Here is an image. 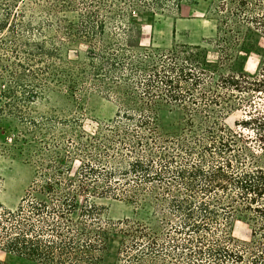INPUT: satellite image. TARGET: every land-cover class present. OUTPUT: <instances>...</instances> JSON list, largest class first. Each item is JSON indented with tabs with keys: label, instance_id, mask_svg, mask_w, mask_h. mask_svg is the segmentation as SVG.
<instances>
[{
	"label": "trees",
	"instance_id": "16d2710c",
	"mask_svg": "<svg viewBox=\"0 0 264 264\" xmlns=\"http://www.w3.org/2000/svg\"><path fill=\"white\" fill-rule=\"evenodd\" d=\"M170 1L135 3L161 8ZM174 1L171 4L176 3L179 9L180 0ZM217 10L218 63L208 62L205 50L199 46H181L157 56L138 54L133 51L138 48L136 26L125 22L107 31V20L98 11L81 15L76 23L58 21L57 32L63 34L65 42L88 46L89 62L85 66L94 79L110 84L108 96L113 97L112 87L118 88L116 118L132 121L137 116L138 130L130 134L114 126L115 133L125 136L118 140L119 144H71L73 148L40 153L36 180L18 207L10 210L0 205V251L34 264H100L107 252L110 224L92 200L129 198L137 204L153 194L155 203L166 202L169 218L157 212L163 216L160 231L124 220L119 252L122 264H264V167L240 162L239 168L238 161L233 163L230 159L207 163L204 158L196 162L182 158L178 162L179 154L174 151L190 154L194 153L193 148L188 150L187 144H180L185 137H164L155 126L157 109L167 105L187 109L186 103L195 101L190 87L205 84L206 77L211 78L217 68L231 60L232 48L239 42V25L264 38V0H221ZM11 43L16 45L15 41ZM24 46H33L37 54L29 50L23 61L37 58L42 63L44 56L55 57L46 53L44 42ZM58 49L53 47L51 53L59 52ZM12 53L20 59L16 50ZM15 67L21 71H13V88L0 89V104L2 99L6 100L3 107L8 108L11 117L21 114L20 105L25 102L18 96L17 87L30 93L31 98L47 87L41 83L29 89L20 81L21 75L36 79V74L31 69L27 70L29 75L22 72L26 68L21 62H16ZM66 77L73 81L70 74ZM214 85L222 92L210 99L216 106L233 93L264 95V59L255 75L220 74ZM72 92L76 91L72 88ZM130 105L138 106L139 112L127 109ZM246 116L240 126L259 135L264 144V114L247 112ZM48 121L42 118L39 125ZM209 136L207 155L222 157L225 152L234 151V136ZM125 139L133 144L124 143ZM85 155L95 160H78V166L73 164L76 157L83 159ZM240 218L250 221L252 227L249 240L237 243L229 229L230 223Z\"/></svg>",
	"mask_w": 264,
	"mask_h": 264
},
{
	"label": "rangeland",
	"instance_id": "374dc122",
	"mask_svg": "<svg viewBox=\"0 0 264 264\" xmlns=\"http://www.w3.org/2000/svg\"><path fill=\"white\" fill-rule=\"evenodd\" d=\"M172 1L157 8L135 3V0H0V89L7 91L15 85L13 71H21L15 67L16 62L23 64L26 71L22 72L25 74L29 75L28 69L36 74V79L21 75L20 81L27 84L29 89L41 83L47 86L36 98H31L30 93L26 94L17 87L18 96L25 102L20 105L21 114L15 117H11L8 108L3 107L6 100H1L0 205L10 210L18 207L36 180L40 153L52 154L59 152L58 148L67 146L73 148L71 144H119L118 140H123L125 136L122 132L120 135L115 133L114 126L130 134L138 130L137 116L132 121L116 118L119 111L118 88L112 87L113 97L108 96L110 84L94 79L89 67L85 66L89 62L86 56L88 46L81 42H65L63 34L57 32L60 19L76 23L81 15L98 11L107 20V31L125 22L136 26L138 35L135 44L138 48L133 51L138 54L157 56L181 46H199L205 50L208 62L218 63L220 53L215 47V40L219 35L220 15L217 9L221 0H180L179 9L176 3L171 4ZM239 32V42L232 48L231 60L217 68L211 78L206 77L205 84L197 88L190 87L194 103H186L187 109L168 105L157 109L155 126L159 133L169 138L185 137V141L180 144H187L188 150L193 148L194 153L190 154H185L184 150L174 151L179 154L178 162L182 158L193 162L204 158L207 163L230 159L233 163L238 161L239 168L244 164L264 167V150L261 149L264 144L260 142L259 135L240 126L247 118V112L264 114V95L244 96L233 93L225 101L220 100L219 106L210 102L214 94L222 93L214 85L220 74L243 72L253 76L261 67L264 38L243 25H239ZM32 42H44L46 53L55 57L44 56L42 63L37 62V58L31 59V62L23 61L29 50L37 54L33 46H24ZM53 47L59 48V52L51 53ZM14 50L20 55L19 60L14 58ZM81 71L85 72L81 74ZM57 72L58 75H53ZM66 74H70L73 81L69 82ZM72 88L76 92H72ZM246 101L253 102L252 107ZM127 109L131 112L140 110L135 105ZM42 118L50 121L39 125ZM190 120L192 123L188 124ZM210 133L216 138L234 136V151L225 152L220 155L222 157L217 154L207 155L205 148L211 144ZM124 143L133 144L129 139H125ZM80 158L73 160L75 166L80 164L78 160H95L86 155ZM92 201L101 208L102 218L110 224L107 252L100 264L123 263L119 252L124 220H129L132 225L143 224L160 231L163 216L157 212L166 214L167 210L166 202L155 203L153 194L137 204L129 198L104 197ZM251 227L250 221L240 218L230 223L229 232L235 242H247ZM0 263L34 264L2 251Z\"/></svg>",
	"mask_w": 264,
	"mask_h": 264
}]
</instances>
